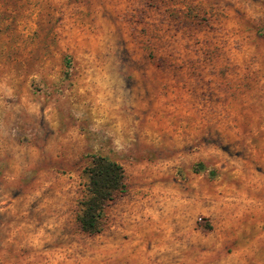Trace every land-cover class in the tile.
<instances>
[{"label":"rangeland","instance_id":"1","mask_svg":"<svg viewBox=\"0 0 264 264\" xmlns=\"http://www.w3.org/2000/svg\"><path fill=\"white\" fill-rule=\"evenodd\" d=\"M0 264H264V0H0Z\"/></svg>","mask_w":264,"mask_h":264},{"label":"trees","instance_id":"2","mask_svg":"<svg viewBox=\"0 0 264 264\" xmlns=\"http://www.w3.org/2000/svg\"><path fill=\"white\" fill-rule=\"evenodd\" d=\"M88 195L81 203L78 223L88 235L100 234L107 220V210L118 197L127 194L125 170L119 163L99 156L89 169Z\"/></svg>","mask_w":264,"mask_h":264},{"label":"bare ground","instance_id":"3","mask_svg":"<svg viewBox=\"0 0 264 264\" xmlns=\"http://www.w3.org/2000/svg\"><path fill=\"white\" fill-rule=\"evenodd\" d=\"M257 257V256H256ZM192 263V262H191Z\"/></svg>","mask_w":264,"mask_h":264}]
</instances>
